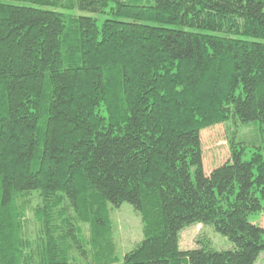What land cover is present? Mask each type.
<instances>
[{"label":"trees","instance_id":"trees-1","mask_svg":"<svg viewBox=\"0 0 264 264\" xmlns=\"http://www.w3.org/2000/svg\"><path fill=\"white\" fill-rule=\"evenodd\" d=\"M110 2L101 28L61 12ZM229 119L260 143L206 174L200 132ZM263 204L264 0H0V264H255ZM192 225L232 248L180 250Z\"/></svg>","mask_w":264,"mask_h":264},{"label":"rangeland","instance_id":"rangeland-1","mask_svg":"<svg viewBox=\"0 0 264 264\" xmlns=\"http://www.w3.org/2000/svg\"><path fill=\"white\" fill-rule=\"evenodd\" d=\"M127 1V0H123ZM143 4H148L152 0H139ZM114 6L110 2L108 7L102 13H91L86 11H61L72 16L89 17L96 21L97 26L101 28L102 23L107 19H112L110 9ZM261 134L257 122L242 125L232 119L208 127L200 132V141L202 148V164L206 174L223 164L231 156V147L244 148L245 155L243 160H248L251 152L260 143ZM37 200H33V206H36ZM264 205V204H263ZM27 219L32 218L31 212L26 215ZM108 218L111 225L112 241L115 244L117 258L120 262L124 256L136 249L143 240V227L139 213L127 203L119 208L110 206L108 208ZM29 221V222H30ZM249 222L264 228V210L251 215ZM82 234L89 238V229L87 225H81ZM199 244H208L216 251H226L232 248V244L222 235L216 233L212 227L202 225H192L185 228L180 234V250L187 251L195 249ZM255 264H264V253H261Z\"/></svg>","mask_w":264,"mask_h":264}]
</instances>
